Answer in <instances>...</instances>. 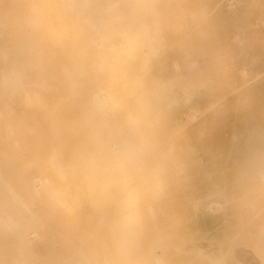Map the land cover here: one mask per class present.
Returning a JSON list of instances; mask_svg holds the SVG:
<instances>
[{
  "label": "bare ground",
  "instance_id": "1",
  "mask_svg": "<svg viewBox=\"0 0 264 264\" xmlns=\"http://www.w3.org/2000/svg\"><path fill=\"white\" fill-rule=\"evenodd\" d=\"M201 12L200 0H0V240L18 256L36 257L32 239L53 225L112 223L123 242L121 228L154 219L169 164L191 153L172 135L168 36Z\"/></svg>",
  "mask_w": 264,
  "mask_h": 264
},
{
  "label": "rangeland",
  "instance_id": "2",
  "mask_svg": "<svg viewBox=\"0 0 264 264\" xmlns=\"http://www.w3.org/2000/svg\"><path fill=\"white\" fill-rule=\"evenodd\" d=\"M200 2L204 12L173 20L183 31L168 36L172 135L188 134L191 153L169 164L154 219L122 225L123 242L112 223L66 236L74 226L53 225L32 239V259L0 240V264H264V0Z\"/></svg>",
  "mask_w": 264,
  "mask_h": 264
}]
</instances>
